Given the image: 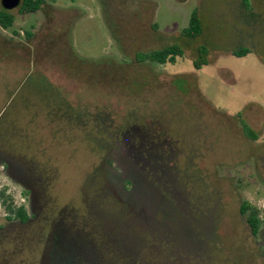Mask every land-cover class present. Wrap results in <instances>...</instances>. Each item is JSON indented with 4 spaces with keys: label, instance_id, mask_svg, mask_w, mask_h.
Instances as JSON below:
<instances>
[{
    "label": "rangeland",
    "instance_id": "1",
    "mask_svg": "<svg viewBox=\"0 0 264 264\" xmlns=\"http://www.w3.org/2000/svg\"><path fill=\"white\" fill-rule=\"evenodd\" d=\"M249 2L55 0L8 10L0 153L35 170L63 236L82 243L97 231L110 248L120 238L123 258L136 252L137 264H264V225L253 237L239 213L248 201L264 218V0ZM194 9L201 32L184 36ZM173 44L183 52L174 63L144 59ZM199 47L207 63L195 68ZM240 48L249 52L234 56ZM1 185L22 202L2 173ZM91 241L107 264H123Z\"/></svg>",
    "mask_w": 264,
    "mask_h": 264
},
{
    "label": "flooded vegetation",
    "instance_id": "2",
    "mask_svg": "<svg viewBox=\"0 0 264 264\" xmlns=\"http://www.w3.org/2000/svg\"><path fill=\"white\" fill-rule=\"evenodd\" d=\"M96 120L97 130L106 131L107 125L103 124L104 121L97 118ZM118 139L119 136L116 134L114 142L118 143ZM141 145L139 143L138 148H141ZM0 173L9 179L10 185L18 187L20 195L22 194L24 197L22 202L16 203L12 199L9 189L3 185L0 186V209L2 210L0 218V264L6 263L5 260L9 258L14 264H107L105 255L103 257V255L94 253L92 247L86 245L89 243L93 246L92 237L98 240L103 248L109 250L107 253L111 255V258H121L123 264H137L139 262L136 260V255H139L136 252L133 253L135 257L132 256L131 260L123 258L125 256L120 250L121 243L117 241L120 238L110 239L112 244L117 245L110 248L107 243L109 240L97 236V231L88 234L91 236L89 240L82 236V243L78 242L74 232H69L63 236L60 231H57L55 224L50 219L55 206L48 199H44L45 188L41 185L33 168L28 169L6 154L0 153ZM21 209L24 211V215L20 214ZM33 225L36 229L31 230ZM93 234L96 235L93 236ZM123 240L124 238L121 239L122 243ZM20 252H26L27 259L18 262L17 257ZM80 255L84 263H82ZM110 255L108 256L110 257Z\"/></svg>",
    "mask_w": 264,
    "mask_h": 264
},
{
    "label": "trees",
    "instance_id": "3",
    "mask_svg": "<svg viewBox=\"0 0 264 264\" xmlns=\"http://www.w3.org/2000/svg\"><path fill=\"white\" fill-rule=\"evenodd\" d=\"M47 1H55V0H21L20 4L17 8L18 14H25L28 12H34L36 10H39L42 8ZM242 6L244 9L248 10L250 7L249 0H240ZM14 21V14L10 11L1 8L0 9V27L3 29H6L12 25ZM201 22L197 16V11L194 9L191 14L188 21V24L186 27H184L181 30V34L188 37H195L200 34L201 32ZM26 38H30L32 36V33L30 31H27L25 33ZM198 52V58L194 60V66L195 68H200L201 65L206 64L207 61L202 57L204 53H206V50L204 47H199L197 49ZM249 52L247 48H240L232 52L234 56H242L246 55ZM182 49L178 45H168L162 49L159 50H153L149 53H145V60H152L158 63H174L176 56L182 55ZM238 121L240 123V126L242 128L243 134L248 137H253V132L251 129L241 120L240 114H237ZM5 202V199H4ZM259 209L252 204H250L248 201H243L241 206L239 207V213L245 218L246 223L248 224L250 233L253 237H256L258 235V232L260 228L264 225V218H261L259 215ZM20 214L24 215V211L21 209ZM264 252V247H263Z\"/></svg>",
    "mask_w": 264,
    "mask_h": 264
},
{
    "label": "water",
    "instance_id": "4",
    "mask_svg": "<svg viewBox=\"0 0 264 264\" xmlns=\"http://www.w3.org/2000/svg\"><path fill=\"white\" fill-rule=\"evenodd\" d=\"M1 7L10 10L14 7H18L20 0H0Z\"/></svg>",
    "mask_w": 264,
    "mask_h": 264
}]
</instances>
